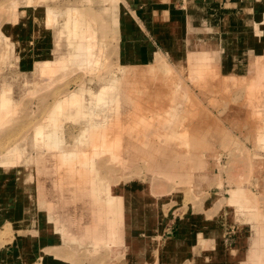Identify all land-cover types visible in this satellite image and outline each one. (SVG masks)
<instances>
[{
    "label": "rangeland",
    "instance_id": "374dc122",
    "mask_svg": "<svg viewBox=\"0 0 264 264\" xmlns=\"http://www.w3.org/2000/svg\"><path fill=\"white\" fill-rule=\"evenodd\" d=\"M195 48L211 56L201 78L187 62ZM45 60L54 62L43 73ZM258 69L264 0H0V93L10 88L16 109L0 128V264H247L240 258L254 237L253 250H264ZM37 126L82 158L69 162L35 139ZM97 126L107 129L96 131L107 134L100 147L82 135ZM91 177L98 188L125 187L118 244L84 237L98 209ZM241 187L255 200L252 214L227 202ZM56 219L73 223L77 238Z\"/></svg>",
    "mask_w": 264,
    "mask_h": 264
},
{
    "label": "bare ground",
    "instance_id": "6f19581e",
    "mask_svg": "<svg viewBox=\"0 0 264 264\" xmlns=\"http://www.w3.org/2000/svg\"><path fill=\"white\" fill-rule=\"evenodd\" d=\"M77 14V13H76ZM78 16V15H77ZM14 18H15V16H14ZM47 20L48 21H52V15H48L47 16ZM252 21V20H251ZM249 23H250V21H249ZM206 25V24H205ZM204 28H206V26L204 27ZM207 31V30H206ZM190 43L191 42H188V45L191 47V46H194V42H192L191 43V45H190ZM195 50H196V48H195ZM204 51H206V50H204ZM203 50H199V51H191L190 49H188V51H187V62H189V65H190V69H191V72L192 73H195L196 74V77L197 78H201V76L200 75H204L203 73V71L206 69L207 70V65L209 64V61H211L210 60V55H209V53H208V55L204 52ZM259 56V55H258ZM262 56V55H261ZM213 57V56H212ZM54 62V60H45L42 64H41V71L44 73V72H47V71H49L50 70V66H51V63H53ZM213 62V61H212ZM212 62H210V64H212ZM216 62V61H215ZM68 63V62H67ZM67 63H65L64 64V66H61V67H64V68H67L68 66V64ZM60 66V65H59ZM209 66V65H208ZM221 66V65H220ZM218 67V66H217ZM55 68V67H54ZM53 68V69H54ZM212 68V67H211ZM49 69V70H48ZM52 69V70H53ZM209 69V68H208ZM263 69V68H262ZM261 69V70H262ZM51 70V71H52ZM158 70V69H157ZM169 70H171V72H169V74L171 73H175V71L174 70H176V68L175 67H172L171 66V68H169ZM260 70V72H258L259 71V69L257 70V72L256 73H259L257 76L256 75H254L255 77H257V79L256 80H253V81H255V82H253L252 83V81L251 82H249V85H250V83H252L250 86L253 88L254 86H257V87H259V85L260 86H262L261 85V81H262V79L264 80V71L262 70L261 71ZM208 71V70H207ZM211 72V71H210ZM49 73V72H48ZM170 74V75H171ZM206 74H208L207 72H206ZM43 75V74H42ZM173 75V74H172ZM45 76H47L46 75V73H45ZM214 76V75H213ZM222 76V75H221ZM236 76V75H235ZM43 77V76H42ZM224 77H225V75H224ZM228 77V76H227ZM231 77H233V76H231ZM242 77V76H241ZM255 77H253V78H255ZM172 78H174V76L172 77ZM171 78V79H172ZM196 78V79H197ZM234 79H236V77H234L233 78V80ZM169 80V79H168ZM252 80V79H251ZM8 85V84H7ZM167 87H169V86H167ZM169 89H171V87H169ZM178 89V88H177ZM176 88H175V90H173V92L174 91H176L177 90ZM180 89V88H179ZM83 91V88L82 89H80V92H82ZM173 92H171V93H173ZM178 92V91H177ZM177 92H174V93H176V96H177ZM179 92H180V90H179ZM170 93V94H171ZM173 93V94H174ZM1 94V96H0V128H2V126H3V128H4V126H7L6 124L8 123V122H10V120L12 119V117H13V111H16V109L14 110L11 106H13L12 104H14V102H15V100H13V98H12V96H11V89L10 88H5V91H4V89H3V92L2 93H0ZM169 94V95H170ZM175 95V94H174ZM251 95V94H250ZM253 95V94H252ZM173 96V95H172ZM172 96H170L171 98H170V100H173L174 101V99H173V97ZM79 97H80V95H76V96H74L73 98H74V100H76V99H79ZM175 97V96H174ZM96 98H98L97 100L98 101H100V100H103L104 98L102 97V95H98ZM168 99H169V97H168ZM178 98H176L175 99V101L177 100ZM81 100V99H80ZM172 101V102H173ZM177 102V101H176ZM117 105H119V102L117 101V103H116ZM15 105H16V103H15ZM170 105H171V102H170ZM168 106H169V104H168ZM172 108V107H171ZM172 110V109H171ZM12 113V114H11ZM16 113V112H15ZM258 114V113H257ZM259 115V114H258ZM257 115V116H258ZM12 116V117H11ZM173 118L175 117V116H172ZM171 117V118H172ZM14 118V117H13ZM173 121H174V119H173ZM175 123H176V121H174ZM10 123H12V122H10ZM89 126V125H88ZM94 126H96V125H94ZM86 127V126H85ZM92 127V126H91ZM2 128V129H3ZM86 128H88V127H86ZM94 128V127H93ZM96 128H99V126H97ZM95 128V129H96ZM101 128V127H100ZM100 128H99V130H95V129H93V130H95V133H94V131L92 132V133H90V134H87L86 132L85 133H83L82 135L83 136H99L98 137V141H96L97 140V138H95L94 137V139H96V140H94V139H89V140H86V141H89V142H98L97 144H95V146H97V147H100V146H103L102 144V142H105L104 140V138H106V136H107V134H105V133H103V132H105L107 129H105V130H103V128L104 127H102V129L101 130H103V132L102 133H96V131L98 132V131H100L101 132V130H100ZM109 128V127H108ZM85 129V128H84ZM86 130V129H85ZM89 130V129H88ZM90 130H91V128H90ZM111 130V129H110ZM0 132H1V130H0ZM111 132H112V130H111ZM120 132V131H119ZM112 133H114V134H116L115 132H112ZM81 134V133H80ZM122 134H124V133H122ZM120 134L118 133L117 134V136L116 137H118ZM34 136H35V139L36 138H42L41 140H42V142L43 141H45V142H47V144H49V146H51V148L53 149V148H56V150H58V149H60V155H62V157L64 156V157H73V156H78L79 158H82L80 155V153H82V152H79V146H78V150L77 149H74L73 151H68V150H64V149H61L62 148V143L59 141V140H53V141H51V140H44V138H46V136H52V135H50V134H48L47 132H45L44 130H43V126H37V130L35 131V133H34ZM122 136V135H121ZM79 137H81V136H79ZM79 137H77V138H79ZM103 137V139H102V141H101V144L99 145V143H100V140H101V138ZM108 137H110V136H108ZM201 138H202V136H200ZM198 138V140L201 142V138ZM48 138V137H47ZM82 138H84V137H82ZM81 138V139H82ZM90 138V137H89ZM92 138V137H91ZM258 138V137H257ZM110 139V138H109ZM109 139H107V140H109ZM119 139V138H118ZM122 139V138H121ZM40 140V141H41ZM77 140H79V139H77ZM84 140V142H86ZM94 140V141H93ZM117 140V139H116ZM115 140V141H116ZM79 141H82V140H79ZM79 141H77V143L79 142ZM118 141V140H117ZM122 141H123V139H122ZM120 142H121V140H120ZM198 142V141H197ZM80 143V142H79ZM107 143V142H106ZM115 143V142H114ZM113 143V145H114V147L116 146L115 144ZM119 142H116V144H118ZM89 144V143H88ZM200 144V143H199ZM77 145V144H76ZM82 145V144H81ZM84 145V144H83ZM91 145H94L93 143L92 144H90V146ZM111 145H112V142H111ZM111 145H108V148H107V150H109V152L111 153L112 151H113V154H114V152H115V150H114V147H113V145L111 146ZM120 145H122L123 146V144H122V142H121V144ZM119 145V146H120ZM198 145V144H197ZM201 145V144H200ZM95 146H93V148L95 147ZM110 146V147H109ZM121 146V147H122ZM88 147H89V145H88ZM112 147H113V149H112ZM200 147H202V146H200ZM83 148H86V146L85 147H83ZM91 148H92V146H91ZM102 148V147H101ZM112 150H110V149ZM123 148V147H122ZM121 148V149H122ZM198 148H199V146H198ZM120 149V152H122V150ZM200 149V148H199ZM87 149H85V151H86ZM91 150V152H93V150L94 149H90ZM98 149H96V151H97ZM105 150V149H104ZM116 150H118V152H119V149H118V146H117V149ZM59 151V150H58ZM81 151V150H80ZM83 151V150H82ZM52 152H53V150H52ZM90 152V151H89ZM88 152V153H89ZM100 152V151H99ZM103 152V151H102ZM106 152H108V151H106ZM106 152H104L105 154H106ZM119 152V153H120ZM153 152V151H152ZM78 153H79V155H78ZM109 153V154H110ZM116 153V152H115ZM76 154V155H75ZM95 154V153H94ZM112 154V155H113ZM118 154V153H117ZM121 154V153H120ZM256 154V153H255ZM66 155V156H65ZM85 155V154H84ZM89 155V154H88ZM87 155V156H88ZM102 155V154H101ZM115 155V154H114ZM259 155V154H258ZM82 156H83V153H82ZM94 156V155H93ZM98 156H99V154H98ZM116 156H118V155H116ZM115 156V157H116ZM57 157H61V156H59V154H58V156ZM76 157H73V158H71V162H72V159H74V158H76ZM77 157V158H78ZM119 157V156H118ZM117 157V158H118ZM259 157V156H258ZM260 157H262V156H260ZM65 158L66 160H68L69 162H70V158ZM89 158V157H88ZM113 158V157H112ZM120 158V157H119ZM118 158V159H119ZM202 158V157H201ZM201 158H198V159H200L201 160ZM62 159H64V158H61V163L63 162V164H61L62 166H64V165H66V166H68V164H64V162H65V160H62ZM155 159V158H154ZM259 159V158H258ZM80 160V159H79ZM109 160H110V158H109ZM115 160V159H114ZM75 161H77V159H75ZM74 161V162H75ZM90 161H91V159H90ZM202 161V160H201ZM83 162V165H86V161H85V159L82 161ZM203 162V161H202ZM260 162H262V161H259V163ZM66 163H67V161H66ZM193 163H194V161H193ZM204 163V162H203ZM74 164L75 163H71V165H72V168L74 167V168H76V173H77V170H78V168L76 167L77 165H79L78 163L76 164V166H74ZM91 164V163H90ZM89 162H88V165L86 166V167H88L89 165ZM4 165H10L11 166V163L10 162H8V161H5V164ZM82 165V164H81ZM80 166V165H79ZM40 167V166H39ZM65 167V166H64ZM69 167V166H68ZM90 167H92V166H90ZM89 167V168H90ZM59 168V167H58ZM83 168V167H82ZM93 168V167H92ZM167 168V167H166ZM66 169H68L67 167H66ZM70 169V168H69ZM81 169V168H80ZM91 169V168H90ZM94 169V168H93ZM96 169V168H95ZM162 169V168H161ZM63 170H64V168H63ZM64 171H66V170H64ZM69 171V170H68ZM85 171V170H84ZM86 171H88V170H86ZM169 172V174H171V172H173V171H170V170H168ZM95 172V171H94ZM116 172V171H115ZM164 172H166V170L164 169V171L162 170L161 171V173H164ZM65 173H67V171L65 172ZM73 173V172H72ZM84 173V172H83ZM88 173L90 174V172L88 171ZM93 173V172H92ZM174 173V172H173ZM71 174V173H70ZM164 174H166V173H164ZM169 174H167L168 176H169ZM91 175V174H90ZM93 175V174H92ZM96 175H97V172H96ZM77 176V175H76ZM75 176V177H76ZM79 176V175H78ZM86 177V176H85ZM90 177V176H89ZM68 179V178H67ZM79 179H80V177H79ZM82 179V178H81ZM95 179H96V177H91L90 179H88V180H91V186L93 185V183H94V185L91 187L92 188V192L90 193L91 195H93V197H94V202L97 204V206H98V209L95 211L96 212V221L94 220H92V224H88L87 225V227H90V229H85V233H84V237L85 238H89L90 239V241L91 242H93L94 244H97V245H99V244H101V243H103L104 241L106 242V243H109V245L111 246V245H113V244H118L120 241V238H122V240H123V238H124V233H125V228H124V223H125V214H126V204H125V201H126V199H125V187H122V188H120V189H113L112 188V185L110 184V186H108V187H103V186H101V188H98V187H96L95 186ZM74 179L71 177V180H70V183H75L76 181H78V180H76V181H73ZM85 180V179H84ZM86 181V180H85ZM82 182V181H81ZM61 185H62V183H61ZM66 185V184H65ZM87 185V184H86ZM63 186H64V184H63ZM84 186V185H83ZM63 188V187H62ZM87 188V187H86ZM76 189H77V187H76ZM75 190V189H74ZM104 191H106V193H107V198H104V197H102V194H100V193H102V192H104ZM244 193H247L246 192V190H244V188H240V189H238V190H234L233 189V194H232V202H235V201H238V199H239V197H240V195H242V194H244ZM77 194V193H76ZM90 195V196H91ZM63 198V197H62ZM249 200H251V201H255V200H252V198H248ZM248 203L250 204V201H248ZM254 204V203H253ZM51 206H52V204L50 205V207H49V209L52 211V208H51ZM55 209V208H54ZM243 212H247L248 214H252V210H249V209H246V210H244ZM93 213V212H92ZM93 215V214H92ZM251 216V215H250ZM93 217V216H92ZM253 217V216H252ZM75 218V217H74ZM73 218V219H74ZM254 219H255V217H253ZM72 219V220H73ZM93 219V218H92ZM54 222H56V224H54V226L56 227L57 226V228H59V227H61L62 228V231H63V234H64V236H66V237H70L71 239H76L77 238V236L75 235L76 233H74V231H73V229H72V227H71V224L73 225V223H69L70 221H67L68 223H63L62 222V220H59V219H56V220H54ZM61 222V224H59ZM74 224H75V222H74ZM75 226V225H74ZM260 228V231L259 232H262V237H261V242L259 243V245L261 246V247H264V222L262 223V226L261 227H259ZM258 228V229H259ZM83 231V230H82ZM81 232V231H80ZM202 234V233H201ZM200 235V234H199ZM208 240V239H207ZM211 241V240H210ZM252 246H253V244H252ZM257 254H262V259H261V262L262 263H264V250H262L261 251V253H260V251H258V250H248V253H247V258H246V256L244 255V257L245 258H243V256L240 258V261L243 263L244 261L247 263V264H257L258 263V256L259 255H257ZM255 257H256V259H255ZM258 257V258H257ZM247 260H248V262H247ZM254 262H253V261Z\"/></svg>",
    "mask_w": 264,
    "mask_h": 264
},
{
    "label": "crops",
    "instance_id": "0c3cea01",
    "mask_svg": "<svg viewBox=\"0 0 264 264\" xmlns=\"http://www.w3.org/2000/svg\"><path fill=\"white\" fill-rule=\"evenodd\" d=\"M54 19V18H53ZM104 91V90H103ZM104 93V92H103ZM81 94V93H80ZM76 95H79V93L78 94H76ZM75 95V96H76ZM100 96V95H102V97H103V94H102V91L99 93V94H96L95 96L97 97V96ZM81 96V95H80ZM74 97V96H73ZM96 99H98V98H96ZM72 100H74V98H72ZM75 102H80V97H79V99H76V100H74ZM48 134H50V135H52L50 132H47ZM46 137H48V138H50L49 140H51V141H53L54 139H52V137L53 136H46ZM48 140V139H47ZM61 142V141H60ZM2 169V168H1ZM238 189H240V188H238ZM238 189H234V190H238ZM248 198H253V197H251V196H249L247 193H244V194H242V195H240V197H239V199H238V201H235V202H232V196H231V198L230 199H228L227 200V202L229 203V202H231V203H234V204H239V207L242 209V211H244V210H246V209H249V210H252V208L254 207V202L255 201H251V200H249ZM252 200H254V199H252ZM248 201H250V204L248 203ZM231 203H229L230 205H232ZM49 222H52V221H49ZM36 224V223H35ZM34 224V225H35ZM54 224H56V222H53V227L55 228V226H54ZM59 224H61V222L59 223ZM59 228H61V227H59ZM61 230H62V228H61ZM55 232H57V231H59L58 229H56V230H54ZM62 233V235L64 236V234H63V231L61 232ZM65 237V236H64ZM253 237H249V238H247V237H243L242 238V240H246V239H252ZM255 238H257V237H254L253 239H252V243H250V246H249V249L250 250H252L254 247H255V245H256V243H255ZM240 238H238L237 240H235V242L237 243V241L239 240ZM233 244H235V243H233ZM252 244H253V246H252ZM247 246V245H246ZM243 247H244V245H243ZM247 249H248V247H247Z\"/></svg>",
    "mask_w": 264,
    "mask_h": 264
}]
</instances>
